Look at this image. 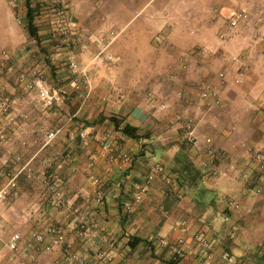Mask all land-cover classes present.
<instances>
[{
  "label": "rangeland",
  "instance_id": "rangeland-1",
  "mask_svg": "<svg viewBox=\"0 0 264 264\" xmlns=\"http://www.w3.org/2000/svg\"><path fill=\"white\" fill-rule=\"evenodd\" d=\"M30 2L35 7V25L43 49L28 35L25 0H0V97L6 101L14 99L18 84L14 83L13 74L16 73L19 62L26 74L35 69L48 85L59 89L65 98L64 104H53L51 107L50 130L61 126L64 128L66 118L69 125L78 121L73 113L79 105L74 104V100L66 101L67 91L64 85L67 82H72L73 88L85 97L94 93L101 99L114 92L121 95L132 94L136 98H147L152 94L155 98L157 92L162 91L165 96L175 98L174 102L179 105L174 110L172 107V110H166L169 106H165L163 111L168 116L169 124L178 123L177 128L183 134L186 128L178 121V115L193 118L196 126L198 114L204 111L214 113L217 118H212L213 123L210 124L217 129L220 125L218 117L223 110H264V105H256L253 101L256 100L260 86L250 84L247 82L249 79L245 81L243 75L240 76L241 68L244 67L242 62H264L259 58L260 53L264 54V21L250 23L232 32L227 26L228 16L239 6L245 5L257 14L264 11V0ZM243 50L247 51V55L243 54ZM72 60L86 68L89 86L84 78L74 73L70 64ZM27 62H33V65H28ZM98 63L105 66V78L110 79H107V83L101 82L93 86V76L88 72L91 65ZM131 65L137 68L132 66L133 69H130ZM220 73L224 74V79L220 77ZM77 76L78 81H75ZM238 76L240 80L237 82ZM129 78L142 82L129 83ZM211 85L219 87L222 100L217 105L209 106L200 94L205 87ZM77 125L75 122V127ZM0 127L5 131L9 129L11 134L10 125L3 115H0ZM81 128L79 126L75 129L77 137ZM62 129L47 144L52 147L50 157H47L50 159L42 155L43 140L38 145V148H42L41 152L31 160L29 151L35 145H32L28 137L26 139L30 140V145L22 149L17 148L16 137L14 139L10 135L9 147L0 143V185L7 182L8 176L17 174L25 162L30 161L18 173L15 190H11L0 202V264H18V252L17 255L14 254L4 244L8 234L17 230L16 224H33L31 233L43 230L46 224L61 229L63 240L52 250L43 251L30 246L39 255L45 256L59 250L62 254L61 264L108 263L107 258L102 255L87 257L88 252L94 254L100 248L93 247V214L86 213L81 217L76 207L80 199L76 197V186L71 177L74 174L72 159L73 153L80 150V144L75 141L71 147L65 142L56 141ZM205 137L210 136H203L202 142ZM184 140L191 144L197 139ZM242 141L247 142L246 139ZM246 144L248 148L241 147L248 153V158H252L255 151L264 154L252 144ZM18 151L21 159L14 161L13 154ZM204 153L201 148L198 155L203 156ZM4 158L7 160L4 161ZM231 166L229 168L232 171ZM241 167L249 169L242 181L246 192L241 197L225 198L226 202L233 201L240 205L238 209H234V221L229 220L228 224H264V185L259 192L255 191L259 180L264 178V170L256 169L253 162L252 165L247 162ZM27 168H30L29 176ZM36 175L39 177L36 178ZM95 203H98L96 199ZM62 224L71 225L75 238L76 228L79 229L78 235L80 230H85V255L82 256L73 246L74 237L71 241ZM71 254H76L78 259L66 257ZM22 259H25L26 264H37L27 254Z\"/></svg>",
  "mask_w": 264,
  "mask_h": 264
},
{
  "label": "crops",
  "instance_id": "crops-1",
  "mask_svg": "<svg viewBox=\"0 0 264 264\" xmlns=\"http://www.w3.org/2000/svg\"><path fill=\"white\" fill-rule=\"evenodd\" d=\"M246 50H243L244 55H247ZM259 58L264 60V54L260 53ZM27 64L33 65V62ZM242 64L243 80L249 79L248 83L260 86L254 104L264 105V62ZM132 66L129 68H137ZM103 67L100 63L90 66L88 73L93 76V86L107 83L110 79L105 78ZM20 71L23 72L24 68L18 66L13 74L16 84ZM128 81L142 82L132 78ZM64 86L66 101L74 100V104L79 105L73 113L78 121L69 125L66 118L65 127H62L56 141L71 147L75 141L80 144V150L73 153L72 159L74 174L71 177L76 186V197L80 199L76 207L81 217L86 213L93 214V247L100 248L96 254L88 252L87 257L105 256L107 264H229L220 258L221 252L227 250L238 264H264V249L259 244L264 241V224H228L229 220L234 221L236 211L225 199L227 196L241 197L246 192L242 185L244 176L232 173L229 168L231 165L243 166L247 162L252 165V158H248V153L238 143L246 139L255 149L264 152L262 108L245 112L240 109L223 110L218 117L220 125L217 129L210 124L213 123L212 118H217L215 114L201 112L193 130V137L197 140L188 144L183 131L177 128L178 123L169 124L163 111L168 106L166 110L170 107L174 110L179 105L174 102L175 98L165 96L162 91L157 92L153 101L119 92L101 99L94 93L85 97L73 88L72 82ZM15 89L13 97L18 99V106L29 112V130L24 137L35 145L28 150L30 159H35L42 148V155L50 159L47 157L52 147L38 148V145L44 132L52 126L51 107L43 108L34 101L33 92L27 94L20 84ZM112 115L123 123L136 126L145 137L132 139L124 136L111 121L103 119V116ZM75 122L77 127L81 126L88 133L85 139L76 136ZM6 134L15 139L13 131L10 134L6 129ZM203 136L213 139L211 146L202 142ZM209 147L224 150L226 154L222 158H211ZM201 148L205 152L203 156L198 155ZM156 165L174 177L173 183L168 184L161 175H157L142 200L134 203L131 209H124L123 203L131 199L144 176ZM223 171L227 175H221ZM93 177L99 179L98 184L93 183ZM97 191L101 200L95 203ZM181 222H185V231L181 229ZM27 225L16 224L22 234L18 261L27 254L37 264H61L59 250L43 256L30 247L33 224ZM62 226L73 241L71 225ZM78 231L76 228L77 238L74 237L73 246L83 256L84 236L78 235ZM195 232L203 233L211 246L203 247L194 240L192 234ZM135 237L141 240L131 247ZM178 237H182L184 249L180 257L175 256L171 249ZM162 238L169 244L162 243Z\"/></svg>",
  "mask_w": 264,
  "mask_h": 264
},
{
  "label": "built area",
  "instance_id": "built-area-1",
  "mask_svg": "<svg viewBox=\"0 0 264 264\" xmlns=\"http://www.w3.org/2000/svg\"><path fill=\"white\" fill-rule=\"evenodd\" d=\"M264 21V11L260 13H253L250 8H248L245 5L239 6L236 10H234L229 16H228V29L232 32L235 30L241 29L243 26L248 25L250 23H261ZM229 34V31L227 32ZM71 67L77 75H79L81 78L85 79L86 84L89 86V79L87 75V71L85 67L80 66L78 62H75L72 60L70 62ZM21 63L18 64L19 67H21ZM18 68V67H17ZM16 68V70H17ZM9 69H13L12 67H9ZM242 69V68H241ZM242 73L240 72V75ZM31 75V76H30ZM220 77L224 79V74L220 73ZM240 80V76L236 78V81L238 82ZM75 81H78V76L75 78ZM17 82L18 84L21 85L23 90L27 94H31L33 92L34 96V101L40 103V105L43 108H50L53 106V104H64L65 103V98L64 96L60 93V90L57 88H53L50 85H48L42 78L39 76L37 71L31 70L29 73H24L21 72L18 73L17 75ZM219 87L217 86H207L201 91V98L206 101V104L209 106L212 105H217L221 103V96L219 94ZM149 101H153L154 96L150 94L148 97ZM18 99H13L11 101H6L3 100L0 97V115H3L7 123L10 125V128L12 131L15 133L16 137V146L18 149L25 148V146L30 145V140H27L24 135L28 133V126H27V121L29 120V112L26 110L20 108L18 106ZM161 106H165L164 104H160ZM178 121L181 123L183 127L186 128L185 130V137L187 139H193V130H194V121L193 118L189 116H177ZM62 129L61 127L56 128L55 130H49L44 132L43 134V145H47L50 143L56 134L60 132ZM87 132L84 128H81L78 130V135L80 139H85L87 137ZM0 143L4 146L9 147L11 144V138L6 134V131L4 128L0 127ZM204 143H206L208 146H211L212 144V139L210 137H205L204 138ZM241 146H246L248 148L246 142L241 141L240 142ZM104 147H106L104 145ZM208 154L211 158H216V157H224L226 152L224 150L216 149L214 147H209L208 148ZM14 156V161H20L21 159V153L20 151L16 152L13 154ZM6 161L7 158H4ZM31 160V159H30ZM30 161H27L23 164V167L17 172V174H13L11 176H8L7 182L4 184L0 185V202L6 198V196L10 193L11 190H15L16 184H17V175L20 173L29 163ZM252 162L253 165H255L256 169L258 170H264V154L255 151L254 154L252 155ZM232 171L233 173L236 174H242V175H247L249 169H244L241 166H235L232 165ZM231 166V167H232ZM27 173L28 176L31 175L29 174L30 168H27ZM221 175H227L226 172H220ZM157 175H161L163 180L171 184L173 183L174 177L170 175L168 172L164 170V168L160 165L154 166V168L147 173L144 178L142 179V182L139 184L137 190L133 193L132 197L130 200H126L123 203V208L126 210L131 209V207L134 205V203H138L142 200L144 195L147 193L149 190L150 184L153 182L155 177ZM36 178L39 176H35ZM92 181L94 184L99 183V179L93 177ZM264 185V178H261L259 180V183L257 186H255V191L259 192L261 190V187ZM96 200L100 201L101 200V194L100 192L97 191L96 194ZM233 209H238L239 208V203L233 202V201H228L227 202ZM185 222H181L182 226V231L186 230V226L184 225ZM83 227V225H82ZM2 224L0 221V232H1ZM80 234L84 236L85 230L82 229L80 230ZM63 233L61 232V229H56L48 224H46L43 227V230H38L34 231L31 233V241H30V246L33 248H41L43 251H50L54 247L58 246L62 240H63ZM192 237L194 240H196L201 246L209 248L211 246L209 239L201 232H195L192 234ZM22 241V234L18 230H14L10 232L4 242L6 248L14 254L17 255V252L20 248V244ZM161 242L168 245L169 241L165 238L161 239ZM183 240L182 237H178L176 242L171 245L172 252L175 256L180 257L183 254ZM260 246L264 249V241L259 243ZM69 259L75 258L76 260L78 259V256L76 254H71L69 256H66ZM220 258L229 263V264H238L235 257L227 250H224L221 252ZM18 264H26L25 259H20L18 261ZM240 264H246V263H240Z\"/></svg>",
  "mask_w": 264,
  "mask_h": 264
},
{
  "label": "trees",
  "instance_id": "trees-1",
  "mask_svg": "<svg viewBox=\"0 0 264 264\" xmlns=\"http://www.w3.org/2000/svg\"><path fill=\"white\" fill-rule=\"evenodd\" d=\"M35 14H36L35 7L31 5L30 0H25V20H26V29H27L28 35L36 41L38 47L43 49V46H41V37L38 33L37 26L35 25ZM103 119H108L109 121H111L112 124L114 125V128L120 131L126 137H129L132 139H139V138L145 137L144 135L138 132V128L136 126L128 122L123 123L121 119L113 115L103 116ZM140 240H141L140 238L135 237L133 239L134 243L130 244V246L134 247L137 244V242H139Z\"/></svg>",
  "mask_w": 264,
  "mask_h": 264
}]
</instances>
